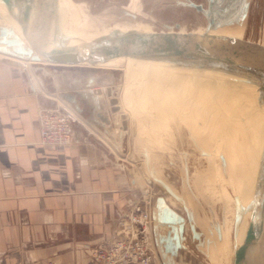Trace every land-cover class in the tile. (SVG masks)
<instances>
[{"label":"crops","instance_id":"1","mask_svg":"<svg viewBox=\"0 0 264 264\" xmlns=\"http://www.w3.org/2000/svg\"><path fill=\"white\" fill-rule=\"evenodd\" d=\"M248 1L245 19L244 8H236L238 23L254 14L256 5ZM109 87L99 71L39 58L0 20V264H96L92 248L123 236L119 220L142 202L153 181L129 139V116ZM67 90L85 92L90 107L81 112L63 98L75 110L72 140L44 144L38 105ZM131 111L141 128L139 110ZM258 118L264 124V108ZM149 152L144 147V160ZM152 186L154 219L145 231L151 264H202L191 250L184 212ZM198 189L195 195H207Z\"/></svg>","mask_w":264,"mask_h":264},{"label":"rangeland","instance_id":"2","mask_svg":"<svg viewBox=\"0 0 264 264\" xmlns=\"http://www.w3.org/2000/svg\"><path fill=\"white\" fill-rule=\"evenodd\" d=\"M73 1L76 3V6L78 7L82 15L81 22L83 23V25H85L86 27L90 25L96 26L95 28L98 31L110 29L116 25L123 26L125 24H136L143 29L154 30L164 29L166 28L167 24L175 25L176 23H180V28L182 30L186 28L199 29L206 25L207 15L190 5L191 2L202 3L205 7H208L212 2V4L217 8L216 13L218 23L235 24L238 23L239 17L243 16L244 19L246 18L247 11L245 10V8L249 3L248 0H62L61 8L64 16L66 17L68 15V18H66L70 24L71 22H73L75 14L78 16V12L77 9H75ZM250 2L252 9L255 8V5L256 8L254 14L251 13L252 15L249 19L250 22H245V28L248 33L263 36L264 0H250ZM259 4L261 7H259ZM238 7L244 8V15L238 16L234 14L231 16H224L229 14L228 10H233ZM80 13L78 18L81 16ZM31 62L28 65H30ZM102 66L110 67L113 69H90L96 70V72L99 71L101 74H103L105 82H107V84L111 85L113 88H115L116 84H121L116 90L115 94L116 97H118L121 105L120 110L124 111L130 119L129 139H133V141H135L133 148L134 150L136 148L137 152L141 153H139L140 156H138L137 159L139 160V163H141L146 168L148 177L153 181V183H149L147 187L149 191L147 192H150L153 198L155 187L152 185H156V187L164 192V195L168 197V200L173 206L179 208L181 212H185L184 208H182V205L177 202L175 198L172 197L164 187H162L158 182H155L150 174L149 168L151 167L155 170V166L158 167V170L164 177V179L175 186V189L179 193L183 190L182 187L184 183H188V178L191 176L193 184L192 187L197 186L198 188L199 186H201L203 192L205 191V193L207 194L211 192V195L209 194L211 199H213L215 195L216 207L218 209L220 218H222L223 208L222 203L219 200L220 194L219 191H217V186H214V183L216 181L209 178V175H212L211 172H213V170H215V168H217L218 166H214L215 168L212 169V165H210L208 160L205 158V155L202 154L205 151V153H207L208 151L212 153L216 149L218 151H221L222 153V150H224L225 148L224 146L228 145L230 142H232L231 145L234 144V139H228L223 136L231 121L229 117L224 116V111L219 109L215 105V103H213L212 100H215L216 97L204 92H198L195 94L186 92V90H184V92L178 90L179 88L176 89L177 87L175 84L170 83L168 85L167 80L164 77L156 74L154 75L152 71L149 70V68L146 67L143 63H138L131 58H118L111 62L103 64ZM130 66H132L136 72L135 77L132 78L133 80H128L127 78V73ZM152 76H154V79L156 82H158V84H161L160 86L167 90L169 94L168 99L170 101L164 99V95H162ZM120 79L122 80L120 81ZM134 79L138 80L140 97L144 100L142 102H139L136 99L134 102V105L136 106L135 110H139V121L143 124V126L139 129L138 127L136 128L134 118L130 113L132 112L131 110L134 109L133 107H129L128 101L126 100L127 95H125L129 83L132 84V81H134ZM222 86L224 89H226L224 85ZM170 95L174 98V101H177L179 99L178 103L180 104V106L182 105L185 108V113L182 114L181 119L179 117V123H177V126H179L180 123L182 124V127L186 131V135H188L189 139H186L183 136L184 134H182V132H179L177 134L176 139H171L174 134L171 127L172 122L169 119V111H175L176 107L178 106L175 107V105L172 103V98L170 97ZM213 95H216L222 101L225 99L223 102L227 106H229V100H226L225 97H221L218 94ZM55 100H58L62 105H64L62 102L64 101L63 97H61L60 94H57ZM65 108L72 110L74 116L76 117L75 110L72 106ZM195 126L200 129L198 131L196 130L198 133H196V131H193L194 129H192V127L194 128ZM169 127H171V130ZM168 129L170 130L169 132ZM136 137L138 139H135ZM183 137L185 139H183ZM214 137L218 139H214ZM194 139L199 140H197V142ZM238 141L240 143L243 141L248 142L247 139H238ZM144 147H147L148 150L152 153L153 163L149 164L147 158L145 160L143 159L144 156L142 152L144 150ZM185 151H187V154L189 155L188 158L190 163V167H187L189 169L187 173L184 166L186 163V159H184L185 157L182 156L184 155ZM234 156L233 159H236L234 160L236 163L231 161L230 165H228L229 167L224 165L222 162H219V159L216 160L215 164L221 165L220 168L222 166H226L236 175L234 167L236 166V164L238 165V161L240 160L239 152L237 150L235 151ZM200 165H202V167H200ZM197 167L202 168L203 170L201 176L205 175L206 178V180H204L203 182L198 179L200 176V171H197ZM193 174H197V177L195 175L192 176ZM223 178V182L231 183L230 181L234 180L235 184L233 183V186H236V184L238 185L239 183L238 177V180L232 179L231 177L227 176H223ZM212 188L213 192L211 191ZM226 188L227 191H229L228 194L230 195V202L232 203L233 207L235 192L228 186H226ZM242 190L243 191L241 193V197L245 201L244 189ZM216 191L218 192L217 194ZM195 196L199 199L198 195ZM196 207L199 211L204 212L203 208H199L200 206L196 205ZM232 210V213L228 212L229 220L232 219L234 215V207ZM203 216L204 215H202V217ZM199 219H201V215L199 216ZM200 223H202V219L200 220ZM189 243L190 241H188V244ZM191 245L193 246V244ZM191 250L198 255L202 264H210V261H208V258L206 257L207 255H205L203 250L199 249L198 246L196 247V250H193V248H191ZM221 263L225 264L222 261Z\"/></svg>","mask_w":264,"mask_h":264},{"label":"water","instance_id":"3","mask_svg":"<svg viewBox=\"0 0 264 264\" xmlns=\"http://www.w3.org/2000/svg\"><path fill=\"white\" fill-rule=\"evenodd\" d=\"M0 1L20 23L32 50L47 62L103 67V64L117 58H133L164 65L207 69L256 85L259 102L264 105V35L248 33L246 28L237 31L231 24L218 23L217 8L212 2L208 7L202 3H190L207 15L203 29L182 30L180 23H176L167 24L164 29L116 27L94 34L81 22L82 15L74 1L78 16L79 13L81 16L78 18L75 14L71 22L72 31L66 26L68 15L67 18L64 16L62 0ZM120 85L116 84L115 88L109 87L108 90L115 94ZM92 93L90 91L89 95ZM61 96L78 111H84L85 104L90 107L89 97L83 91H62ZM98 116L108 124L111 122L108 115L98 113ZM149 171L171 195L181 199L180 194L160 178L154 168L150 167ZM236 201V233H239L246 216L249 221L244 239L235 245L233 264H264V154L257 171L251 202L244 206L241 199L237 198ZM184 207L193 238L199 239L202 231L196 226L188 207Z\"/></svg>","mask_w":264,"mask_h":264},{"label":"bare ground","instance_id":"4","mask_svg":"<svg viewBox=\"0 0 264 264\" xmlns=\"http://www.w3.org/2000/svg\"><path fill=\"white\" fill-rule=\"evenodd\" d=\"M228 11L229 14L224 16H231L237 13L236 8ZM0 20L1 22L6 23L7 25L14 28V30H16V32L25 41V43L31 48L30 44L28 43L27 39L25 38L22 32L20 23L16 20V18L12 14H10V12H8L7 6L2 1H0ZM66 26L71 31L73 30L71 28L72 26L69 23V21H67ZM204 26L199 29H203ZM230 26L234 27V30L241 31L242 28H245V22L242 21L239 23L231 24ZM95 27L96 26L90 25L86 28L88 31L90 30V32H93L94 34H98L103 31L110 30L114 27L115 28L118 27L121 29L137 28L142 30H153V29H143L137 26L136 24H125L123 26L116 25L110 29H105L100 31L96 30ZM224 30L229 31V29H224ZM133 60L138 63H143L146 67L149 68V70L152 71L154 75L156 74L164 77L167 80L168 85L170 83L175 84L177 87L176 89L179 88L178 90H181L183 92L184 90H186V92L195 93V94L198 92H204V93H209V95L216 97L215 100H212L213 103H215V105L219 109L224 111L225 113L224 116L230 118L231 123L226 129L225 134L223 136L228 139H234V144L231 145L232 142H230L228 145L224 146L225 148L224 150H222L223 151L222 153L217 149L212 153L210 151H208L207 153H205L206 151L202 153L203 155H205V158L208 160L210 165H212L211 166L212 169L215 168L214 166H218L217 168H215V170H213V172H211L213 176L211 174L208 175L209 178L215 180L216 181L215 183H217L218 185L217 191H219L220 194L219 200L221 201L223 208L222 218H220L218 209L216 207L215 195L213 199H211L210 197L211 192H209L207 195L205 194V197L203 196L201 197L200 195L201 198L199 197V199L195 196V192H198L199 194V189L197 187H195V189L192 187L193 184H192L191 176H190L191 179L188 178V180L190 179L191 181H188V183L185 182L182 187L183 190L179 193L175 189V186H173L166 179H164V177L160 174L158 167L155 166V170L160 178H163L165 181H167L171 185V187L177 193L180 194L181 199L179 200L176 199L173 195H171V193L167 191L172 197H174L177 201H179V203H181L184 210H185L184 205L188 207L190 212L193 214L194 222L196 226L198 227V229L202 231V235L200 236V238L195 240L193 238V233L187 218V212L185 210L184 214L187 223L186 232L188 233V229H190V233L195 249L197 246L199 249H202L205 255H207L206 257L208 258V261H210V263L212 264H222L221 261L225 264H233L235 245L241 243L242 240L244 239L249 221L248 219L249 217L245 215L246 217L243 219L239 233L237 234L236 233L237 230L235 226L236 204H237L236 199L237 198L241 199L244 206H248V204L251 202L252 197L254 195L257 171L259 169L260 163L262 161V156L264 154V124L258 118V110L259 108H264V105L259 102V92L257 90V86L252 83L241 80L237 77L228 76L226 74L214 72L207 69L164 65V64H160L152 61L140 60V59H133ZM25 64L28 65L29 61H25ZM135 73L136 72L134 68L130 66L127 73L128 80H133L132 78L135 77ZM152 78L156 83L157 87L160 89L162 95H164L163 96L164 99L169 100L168 99L169 94L167 90H165L162 86H160L161 84H158V82L155 81L154 76H152ZM132 82H131L132 84L129 83L125 95H127L126 100L128 101L129 107H133V109H135L136 107L134 105L135 100L137 99L139 102H142L144 100L143 98L140 97L138 80L134 79V81ZM222 85H224L226 89H224ZM213 94H218L221 97H225L226 100H229L230 103L229 106H227L223 102L225 99L222 101L219 97ZM170 97L172 98L171 101L175 105V107L178 106L176 107L175 111L173 112L171 110L169 111L170 113L169 119L172 122L171 127H172V132L174 134L173 137H171V139L172 138L176 139L177 134L179 132H182V134H184L183 136L186 139H189L188 135H186V131L182 127V124L180 123V125L177 126V123H179V117L181 119L182 114L185 113V108L182 105L180 106V104L178 103L179 99L177 101H174V98L171 95ZM171 127H169L170 130ZM192 129H194L193 131L200 130L196 126L194 128L192 127ZM170 130L168 129V132ZM197 131L196 133H198ZM184 137L183 139H185ZM214 139H218V138L214 137ZM238 139H247L248 142L243 141L240 143ZM194 140L197 141L199 139H194ZM236 150L239 152L240 160L238 161V165L236 164V166L234 167V171L237 177L239 178V180L236 177V175L229 168H227L229 167L228 165H230L231 161L235 162L234 160L236 159H233V156ZM149 155L150 156H148L147 159L150 164L153 162H152V155L150 152ZM182 156L185 157L184 159H186L185 160L186 163L184 166L186 168V173H187L189 171L187 167H190L189 158H188L189 155L187 154V151H185L184 155ZM216 160L222 162L227 167L222 166L220 168L221 165L215 164ZM200 167H202V165H200ZM197 171H200V176L198 179L201 182L206 180L205 175L201 176V173H203L202 168L197 167ZM194 175L197 177L196 174H193L192 176ZM223 176L231 177L232 179L238 180L239 181L238 185L236 184V186H233L234 180L230 181L231 183L223 182L222 181L224 179ZM155 182L157 181L155 180ZM215 183L214 186L216 185ZM226 186H228L230 189L234 190L235 192L234 206H233L234 215L230 220L228 218V212L232 213L233 207H232V203L230 202L231 201L229 197L230 195L228 194L229 191H227ZM242 189H244L245 201L241 197L242 195L241 193L243 191ZM211 191L213 192V188L211 189ZM217 191L216 194L218 193ZM201 202L203 206L201 205ZM196 205L200 206L199 207L200 209L203 208L204 212L199 211ZM200 215H201L202 223H200L201 220L199 219ZM202 215L204 216L202 217Z\"/></svg>","mask_w":264,"mask_h":264},{"label":"built area","instance_id":"5","mask_svg":"<svg viewBox=\"0 0 264 264\" xmlns=\"http://www.w3.org/2000/svg\"><path fill=\"white\" fill-rule=\"evenodd\" d=\"M75 116L58 100L51 104L39 103L38 123L41 142L44 144H68L72 140ZM152 195L147 192L141 203L119 220L123 236L112 243L92 248L91 255L96 264H151L152 254L146 239V228L152 223ZM41 264V263H37ZM52 264V263H47Z\"/></svg>","mask_w":264,"mask_h":264},{"label":"trees","instance_id":"6","mask_svg":"<svg viewBox=\"0 0 264 264\" xmlns=\"http://www.w3.org/2000/svg\"><path fill=\"white\" fill-rule=\"evenodd\" d=\"M87 68H103V67H91V66H85ZM105 69H113V68H105Z\"/></svg>","mask_w":264,"mask_h":264}]
</instances>
